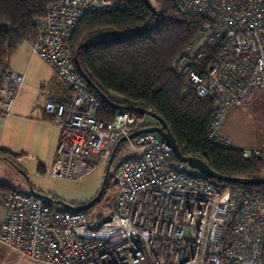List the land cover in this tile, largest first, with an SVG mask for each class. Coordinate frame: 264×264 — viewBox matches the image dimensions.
I'll list each match as a JSON object with an SVG mask.
<instances>
[{
  "label": "built area",
  "instance_id": "built-area-1",
  "mask_svg": "<svg viewBox=\"0 0 264 264\" xmlns=\"http://www.w3.org/2000/svg\"><path fill=\"white\" fill-rule=\"evenodd\" d=\"M172 1L203 19L173 68L197 96L215 97L209 139L229 146L221 131L229 111L264 88V0ZM124 8L117 0H58L37 20L30 43L71 92L69 100L45 98L43 109L60 131L46 172L80 180L107 165L117 146L135 151L115 173L113 207L97 218L54 208L39 193L12 191L4 197L0 243L45 264H264V202L238 184L191 173L169 142L154 132L136 134L143 128L139 118L108 106L76 69L67 42L78 21ZM23 82V74L11 71L0 78V123L11 115ZM243 155L264 156V144L244 148Z\"/></svg>",
  "mask_w": 264,
  "mask_h": 264
},
{
  "label": "trees",
  "instance_id": "trees-1",
  "mask_svg": "<svg viewBox=\"0 0 264 264\" xmlns=\"http://www.w3.org/2000/svg\"><path fill=\"white\" fill-rule=\"evenodd\" d=\"M56 1L0 0V78L8 70L10 58L18 47L36 40L37 20L45 15L47 5ZM117 1L124 2L125 8L90 12L78 21L67 42L76 56V69L83 71L110 100L108 106L127 110L137 117L144 114L132 111L135 108L159 116L183 155L204 160L222 175L264 177L263 155L246 157L242 148L209 139L217 111L215 97L197 96L188 77L173 68L174 61L186 52L202 28L203 19L182 12L172 0ZM0 154L11 162L18 156L1 149ZM40 170L44 171L41 165ZM238 187L264 202V184ZM16 190L21 189L0 181V202H3L0 232L8 216L4 197ZM90 215L103 217L98 212Z\"/></svg>",
  "mask_w": 264,
  "mask_h": 264
},
{
  "label": "rangeland",
  "instance_id": "rangeland-1",
  "mask_svg": "<svg viewBox=\"0 0 264 264\" xmlns=\"http://www.w3.org/2000/svg\"><path fill=\"white\" fill-rule=\"evenodd\" d=\"M246 101L233 107L224 123L232 140L239 144L244 142L246 144L256 143L258 139L264 137V94L256 93L250 96L248 102ZM139 122L143 126L158 123L149 115L139 117ZM1 123L3 124V122ZM157 136L161 138L160 135L157 134ZM37 141L36 138L33 141V146ZM230 144L232 145V141ZM134 155L135 151L126 143L121 145L111 165L103 195L94 206L87 210L89 213H102L103 217L109 214L118 193L115 173L123 160ZM36 158L37 156L32 154H22L19 157H14L13 162H7L0 157V181L23 191H28L31 186L39 194L56 196L58 199L71 203H88L98 194L106 165L101 164L95 171L80 180H71L42 172L40 162ZM189 170L191 173L198 172V170L191 167ZM0 204H3V202H0ZM54 208H60V206L55 205ZM0 264L45 263L21 257L16 251L0 243Z\"/></svg>",
  "mask_w": 264,
  "mask_h": 264
},
{
  "label": "crops",
  "instance_id": "crops-1",
  "mask_svg": "<svg viewBox=\"0 0 264 264\" xmlns=\"http://www.w3.org/2000/svg\"><path fill=\"white\" fill-rule=\"evenodd\" d=\"M30 43H22L9 61L7 71L23 74L24 82L11 115L3 124L0 123V149L17 154L18 157L22 154L37 156L36 160L46 172L47 167L51 166L60 131L54 118L43 109L45 98L52 95L58 100H69L71 92L69 86L58 80L50 67L38 55L32 53ZM256 93L264 94V88L256 90L252 96ZM227 117L228 115L225 120ZM225 120L221 131L230 142L232 141L231 146L244 149L264 144V137L252 144L236 143L226 130ZM36 138L38 141L33 146ZM0 157L11 162L6 155L0 154Z\"/></svg>",
  "mask_w": 264,
  "mask_h": 264
},
{
  "label": "water",
  "instance_id": "water-1",
  "mask_svg": "<svg viewBox=\"0 0 264 264\" xmlns=\"http://www.w3.org/2000/svg\"><path fill=\"white\" fill-rule=\"evenodd\" d=\"M91 43H96V42H91ZM75 58H76V56H75ZM76 64H77V61H76ZM81 74L86 79L88 84L94 89V91L107 104H110L111 103L110 100L105 95H103L100 92V90L98 88H96V86H94L91 83V81L85 75V73L83 71L81 72ZM132 111H134L135 113H142L144 115H149V116L153 117L155 120H157V122H158V124H155V125L144 126L136 134H140V133H143V132H154V133H157L158 135H160V137L162 139H164L165 141H167V142H169L171 144V146L173 148L174 156H175V158L178 161L188 164L189 167L198 170V172L204 174L208 178L214 179L217 182H227V183L238 184V185H243V186H248V185H252V184H264V177L251 178V177L222 175V174H219L218 172H216L215 170H213L204 160H202L200 158H197V157H193V156H185V155H183L182 152L180 151L177 143H176V140H175L174 136L172 135V133L168 129L166 123L159 116H157L155 113H153L151 111L138 109V108H135ZM134 135L135 134H133L132 136H134ZM121 142H122V140L119 143H121ZM117 151H118V146L115 149V151L113 152V154L111 155V158H110L108 164L106 165L105 174H104L103 181L101 183L100 189L98 191V194L90 202L85 203V204L80 205V206H73V205H71V204H69L66 201H63L61 199H54L50 195L41 194L42 197L45 200H47L49 203H51L53 205H58V206H60V207H62L64 209H68V210H85L87 208H90V207L94 206L101 199V197L103 195V192H104V189H105V186H106V182H107V179H108L110 167H111V165L113 163V160L115 158V155H116ZM29 191L32 192V193L38 194L31 186L29 188Z\"/></svg>",
  "mask_w": 264,
  "mask_h": 264
},
{
  "label": "flooded vegetation",
  "instance_id": "flooded-vegetation-1",
  "mask_svg": "<svg viewBox=\"0 0 264 264\" xmlns=\"http://www.w3.org/2000/svg\"><path fill=\"white\" fill-rule=\"evenodd\" d=\"M158 124V123H157Z\"/></svg>",
  "mask_w": 264,
  "mask_h": 264
}]
</instances>
